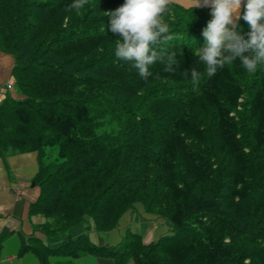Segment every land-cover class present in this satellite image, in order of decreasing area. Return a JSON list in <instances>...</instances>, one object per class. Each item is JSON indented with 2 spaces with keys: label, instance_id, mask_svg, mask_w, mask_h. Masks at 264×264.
Segmentation results:
<instances>
[{
  "label": "trees",
  "instance_id": "trees-1",
  "mask_svg": "<svg viewBox=\"0 0 264 264\" xmlns=\"http://www.w3.org/2000/svg\"><path fill=\"white\" fill-rule=\"evenodd\" d=\"M123 2L76 10L70 0H0V50L14 57L20 94L0 101V155L38 152L30 212L45 217L48 238L65 234L55 246L31 237L21 252L41 264L86 253L115 264H264V67L246 73L231 62L208 77L194 52L210 16L169 1L159 58L141 79L112 54L119 37L107 12ZM136 203L166 218L170 233L129 234L120 248L90 240ZM88 218L84 232H68Z\"/></svg>",
  "mask_w": 264,
  "mask_h": 264
},
{
  "label": "clouds",
  "instance_id": "clouds-1",
  "mask_svg": "<svg viewBox=\"0 0 264 264\" xmlns=\"http://www.w3.org/2000/svg\"><path fill=\"white\" fill-rule=\"evenodd\" d=\"M169 0H124L107 12L108 30L118 34L112 48L114 58L130 63L141 79H147L150 66L159 58L154 45L168 32L162 21ZM85 0H70L69 7L79 10ZM206 6L210 19L201 30L203 44L194 52L208 77L231 62L246 73L264 67V0H192V8ZM243 6V9L241 10ZM245 27L241 29L240 20ZM174 57H167L166 68L174 70ZM185 74L199 79L196 68Z\"/></svg>",
  "mask_w": 264,
  "mask_h": 264
},
{
  "label": "crops",
  "instance_id": "crops-1",
  "mask_svg": "<svg viewBox=\"0 0 264 264\" xmlns=\"http://www.w3.org/2000/svg\"><path fill=\"white\" fill-rule=\"evenodd\" d=\"M14 57L0 50V86L15 82L13 75ZM16 84V82H15ZM0 87V88H1ZM11 93L20 96L12 86L0 101ZM37 151L9 152L0 155V264H41L39 257L31 250L21 252L31 243V237H38L45 243L57 245L58 240L48 238L39 226L45 222L40 213H31L30 206L40 195V187L34 181L39 171ZM167 219L148 212L143 204L136 203L119 219L118 225L107 232L94 228L88 231L90 240L99 246L120 248L129 234H141L147 242L169 234ZM84 232L80 231L78 234ZM77 234V233H76ZM77 234V235H78ZM75 235V234H73ZM50 264H115L112 257L86 253L80 257L51 256ZM127 264H135L129 261Z\"/></svg>",
  "mask_w": 264,
  "mask_h": 264
},
{
  "label": "rangeland",
  "instance_id": "rangeland-1",
  "mask_svg": "<svg viewBox=\"0 0 264 264\" xmlns=\"http://www.w3.org/2000/svg\"><path fill=\"white\" fill-rule=\"evenodd\" d=\"M169 1L176 2V3L181 4V5H183V6H192V0H169ZM200 8H202V9H203L205 12H207V14L210 16V9H209V7L201 6ZM241 10H242V8H241ZM11 82H12L11 85H12V86H15V87L17 88V86H16L14 80H12ZM0 87H1V86H0ZM7 90H10V88H7V86H6V87H1V88H0V97H1L3 94H6ZM19 95H20V94H19ZM9 96H12V97H14V98H17L16 93H11ZM19 97H20V96H19ZM113 126H114V125H112V124H110V123H107L106 126L104 127V129L108 130V129H110V128L113 127ZM50 152H51L52 154H55V150H54L53 148L50 149ZM86 221H87V222H81V223H79V224H77V225H74V226L70 227L68 232H70L71 234H75V235H77L78 232L83 231V230H86V228H85V224L88 223V222H91V223H92V220H91L90 218H88ZM167 222H168V220H167ZM168 226H169V224H168ZM169 227H170V226H169ZM170 230H171V229H170ZM170 230H169V232H170ZM76 233H77V234H76ZM64 235H65V234L58 235L59 237H58L56 240H59V239L62 238V236H64ZM49 244H53V243L50 242Z\"/></svg>",
  "mask_w": 264,
  "mask_h": 264
},
{
  "label": "built area",
  "instance_id": "built-area-1",
  "mask_svg": "<svg viewBox=\"0 0 264 264\" xmlns=\"http://www.w3.org/2000/svg\"><path fill=\"white\" fill-rule=\"evenodd\" d=\"M6 86H7V88H11L12 87L11 83H8Z\"/></svg>",
  "mask_w": 264,
  "mask_h": 264
}]
</instances>
